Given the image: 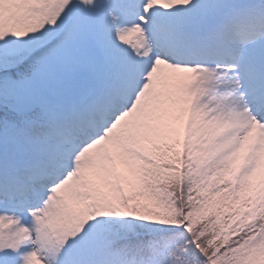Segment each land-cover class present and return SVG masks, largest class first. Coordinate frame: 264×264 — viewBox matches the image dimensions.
<instances>
[{"label":"snow or ice","instance_id":"obj_1","mask_svg":"<svg viewBox=\"0 0 264 264\" xmlns=\"http://www.w3.org/2000/svg\"><path fill=\"white\" fill-rule=\"evenodd\" d=\"M0 264H264V0H0Z\"/></svg>","mask_w":264,"mask_h":264}]
</instances>
